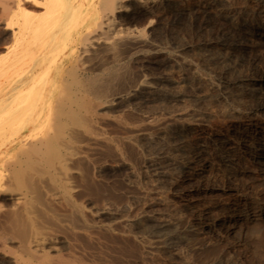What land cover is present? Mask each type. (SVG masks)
Returning a JSON list of instances; mask_svg holds the SVG:
<instances>
[{
	"label": "bare ground",
	"instance_id": "bare-ground-1",
	"mask_svg": "<svg viewBox=\"0 0 264 264\" xmlns=\"http://www.w3.org/2000/svg\"><path fill=\"white\" fill-rule=\"evenodd\" d=\"M19 1L0 0V6L6 14L5 22L4 19L1 22L4 26L1 25V27L11 30L15 39L12 48H9L7 54L0 59V67H2L0 77L6 75L5 79L8 82L6 93L1 87L2 83L0 84V96L3 94L0 99V192L4 191L8 185L4 181L6 171L10 181L19 178L24 186V189H19L10 196L9 207L4 208V205H0V255L6 264H123L118 262L117 256L118 261H116L115 254L112 255L106 249L100 235L103 230L111 231L114 224L119 222L116 220L118 218L115 216L116 221L111 223H106L108 221L106 218V224H97L95 218L104 210L99 212L88 210L79 200L80 192L84 187L92 190L94 184H99L98 180H92L90 176L92 172L87 170L90 166L85 161L86 165H84L83 160L90 155L92 157L90 151L95 147L108 146L111 142L101 131L100 125H105L109 121L121 122L106 116L104 114L106 108L117 104L124 96L142 102L151 100L149 98L152 93L145 81L137 83L133 81L134 85L128 82L125 93L117 91L118 81L120 82L124 75L121 77L122 73L118 72L116 67L119 65L123 67V60L126 57L131 59L137 53L152 46L151 35L158 32L163 21L169 17H173V21L177 18L183 19L186 12H189L187 9L199 7L204 9L211 4L212 0H185V4H183L184 0H23V3L29 2L38 10L21 8ZM251 2H254L252 15L257 18V25L264 30V0H251ZM249 9L251 10L250 7ZM160 31H163V28ZM160 31L159 34H162L163 32ZM228 37L234 38L235 42L226 44L221 41V46L207 49L202 56L204 57L202 63L218 75L219 83L216 89L221 93L241 90L242 98L238 101L241 102L245 114L239 121L238 127H230L228 130L232 134L238 133L239 148L234 150V144L227 137L217 134L214 136L205 128L186 124L189 134H184L181 130L175 133V140H173L176 149L183 156V159L177 162L178 174L172 182L175 187L196 177L202 179L208 175L213 177L224 175L230 180L235 176L237 179V175H241L248 179L251 185L264 182V129L257 116L258 111H264V91L260 88V91L248 88L245 92L246 89L243 90L242 86L246 84V79L236 74L237 65L228 63L230 52L243 51L244 55L251 58L248 62L245 61L249 69L254 70L256 66L255 71L259 70V75L264 76V38H252L247 30L237 24L229 26L227 31L222 32L221 39H228ZM223 47L229 49L228 52L213 62L212 56ZM182 48L187 46L184 45ZM245 62L243 61L242 64ZM128 66L125 71L128 70L129 73ZM121 70L124 72L123 69ZM201 81L195 77L183 78L184 86L189 88L187 91L190 90L193 94H200L204 85ZM261 81L264 82V79ZM123 83L120 82L122 85ZM185 92L172 96L180 101L184 98ZM121 120L123 124L124 119L121 118ZM142 122L141 120V124ZM142 127L145 131L144 126ZM26 134L28 135L25 137ZM14 136H17V140L21 142L18 147L15 143L16 139L11 140ZM138 139L135 141L137 142ZM116 141L119 142V140ZM132 144H130L131 147ZM136 149L138 152V147ZM217 151L222 152L218 157H216ZM113 152L114 149L111 154ZM107 153L110 154V151ZM5 166L8 169H5ZM97 167L96 169H99L100 166ZM98 191L97 193L101 194V191ZM226 194L225 199L223 195L221 196L223 200L215 204L208 201L198 204L199 206L196 205L198 212L206 219L204 222L206 229L213 230L218 223L211 214L215 207L232 210L225 220V223L231 225L230 227L240 222L249 224L264 221L262 194L260 201H253V197L241 199L230 192ZM108 215L113 216L109 213ZM135 218L130 221L135 223ZM99 221L101 223L102 218ZM162 221L166 222V220ZM162 223L150 224V229L158 233V236L166 238L168 233ZM123 233H120V237L125 235ZM128 239H126L127 244L130 246ZM124 244L126 242L120 243V246ZM107 246L113 249L111 245ZM131 249L129 252H132ZM127 251L120 253L122 255ZM119 258L122 260V257ZM146 259L147 257L143 260Z\"/></svg>",
	"mask_w": 264,
	"mask_h": 264
},
{
	"label": "rangeland",
	"instance_id": "rangeland-1",
	"mask_svg": "<svg viewBox=\"0 0 264 264\" xmlns=\"http://www.w3.org/2000/svg\"><path fill=\"white\" fill-rule=\"evenodd\" d=\"M185 2L186 1L184 0L183 4H185ZM19 3L21 8L38 10L29 2L25 3L24 1L23 3V0L22 2L20 0ZM28 3L29 5H27ZM253 4L254 2H251V0H212L211 4L204 9L203 7H199L198 9H187V11L189 12H186V16L185 18L183 16V19L179 20L177 18L175 19V21H173V17H169L168 19L163 21V23H161L160 29L156 33L157 36L155 33L151 35L152 46L147 47L143 50V52L141 51L137 53L131 59H128L126 57L123 60V67H121L120 65L116 67V69L118 68L119 70L118 72L121 71V77L124 75L120 79V82L124 83L122 85L118 81L117 91L119 90L122 93H125L126 88H128V82L131 83V85H134L137 82L145 81L147 82L149 86L148 88L152 93L150 95L151 97L149 98L151 100H149L148 102H142L138 101L137 99L131 97L129 99L127 96H124L117 104H113L106 108L107 110L104 111V114L106 116L111 117L112 119H118L121 122H115V124L113 121H109L108 123H105V125H100L101 131L111 141L110 144H112L113 146L109 144V147L107 145L95 147L94 150L92 149L90 151V154H92L93 158L90 155V157L88 156L90 159L87 158L83 160V164L85 161V163L90 166H87V168L89 167V169L87 170H91L92 173H89L92 180H98L97 183H101V185L94 184L92 190L84 187L82 189L83 191L80 192L81 197L79 195V200L80 202L82 201L83 205L85 204L84 206L88 210L92 209L91 211L94 212L104 210L100 212L101 214L99 213L97 215L98 217L96 216L95 221L97 224H106L119 220V222L114 224V227L111 231L103 230L102 232H100L102 238L101 240L103 241L106 249L112 255L115 254V258L117 256L119 261L117 258L115 260L119 263L132 264L137 262L138 264H264V221L249 224L240 222L241 225L240 223H238L237 225L230 227L231 225L225 223V220L227 219V216H229V214L232 212V210H227L223 207H219V209H221L219 210L218 207H215L213 209V213L211 214L212 217H215L218 220V223L213 228V230L206 229L204 226V222L206 221V219L198 212L199 210L196 207V205L199 206L198 204H201L203 202L209 201L210 203L215 204L219 201H222L227 197L226 193L228 192L234 194L233 196L241 199L253 197V201H260L262 199L260 197L264 196V182L255 184L253 183L251 185V183H249V180L243 178L241 175H237V179L236 176L232 177L231 180L228 176L225 177L224 175H220L217 177L208 175L205 176V178L202 177V179L196 177L189 182L183 183V185L181 186L179 185L180 187H175L172 184L174 178H176L178 174L177 162L183 159V156L176 149L174 143L175 141L173 140H175L174 136H176L177 133L181 132V130H183L182 132L184 134H189L190 131L189 128H187L186 124L190 123L192 127L205 128L207 129V132L213 133L214 136L221 135L227 137L232 142V144H234V150H237L239 148L238 133L232 134L231 131L228 130L230 127H238L240 125L239 121L243 119L245 114V110L243 109L241 102L238 101V99L242 98V95L240 93L241 90L236 89L233 90V92L225 94L216 89V85L217 83H219L218 75L213 70H210L207 66L203 65L202 59L204 57L202 56H204L207 49L217 48L216 46L219 45L221 46V41L226 44L234 43V38L230 39L228 37V39H221L222 32L227 31L229 26L234 24L240 25L245 30H247L252 38H264V30H262V28L257 25V18L252 15L254 10ZM249 5H251L252 7ZM249 7L251 8V10L249 9ZM190 11H192L193 13ZM4 18H6V14H4V11L0 6V59H2L1 57H4L7 54L9 48H12L15 40L12 36L11 30H6L4 27H1V25L4 26V23H1L3 22L2 20ZM230 22L232 23L230 24ZM174 23L179 24L175 25ZM168 26H170L173 31ZM162 28L163 31H160L162 30ZM159 31L163 32V36L165 35L164 38L161 33L160 34L162 38L160 37ZM230 40L233 41L230 42ZM6 41L7 44H5ZM181 45H186L187 48H182ZM158 48L160 49V51ZM224 48L225 47L219 48V50L215 52V54L213 55L214 57L212 56L213 62L215 61V59L217 61V58H219L220 56H225V53H227L229 49L227 50L226 48ZM136 56L137 59H135ZM229 56L230 59L228 60V63L234 66L237 65L236 74L246 79V84L242 86V89H246L245 92L248 91V88H253L257 91H260L261 89V91H264V82H260L261 79H264V76L259 75V70H256L257 72L255 71L256 66H254V70H251L252 68L249 69L248 63L245 62H248V59L251 58H249L248 55H244L243 51L238 52V50L234 53L230 52ZM177 59L179 60V62ZM243 61L245 62L244 64H242ZM176 64L178 65L176 66ZM127 66L130 71L129 73L127 72L128 70L125 71L127 69ZM120 68L123 69L125 73ZM209 74L210 76L208 77ZM5 76L6 75H4V77H0V84L2 83L1 87L6 93L8 92L6 86L8 85V82H6ZM186 77H195L200 81L203 80L201 82H204V85L203 89L200 90L201 92H199L200 94H193L192 92H190V90L187 91V89L189 88L185 87L183 83V78ZM179 92H185L186 94H184V98L182 99L183 101H177L172 96L173 94H177ZM215 93L216 95H214ZM231 94H233L234 97ZM2 97L3 94L0 96V99H2ZM239 103L241 106L239 105ZM115 115H117V117H119L120 119L116 118ZM257 116L259 121L262 123V129H264V111H258ZM198 117L201 118L198 119ZM121 118L124 119L123 124ZM202 119L207 122H204ZM141 120L143 121V125L141 124ZM220 122L222 125L220 124ZM222 122H224V124ZM142 126H144L145 131L142 130ZM122 127L125 128L122 129ZM127 127L131 128L129 129L130 131ZM218 127L219 129H217ZM110 131L111 133H109ZM125 131L127 132L126 134ZM136 131H139V133H137ZM117 134L118 136H116ZM227 134L229 137L227 136ZM234 134L236 137L234 136ZM27 135L28 134H26L25 137ZM136 135L138 136L136 137ZM136 138H139L137 141L138 144L135 141L137 140ZM171 138L172 140H170ZM13 139H16V146H20L21 142L17 140V136H14L11 140ZM116 140H119V142ZM120 140L123 142H121ZM116 142H118L119 144ZM128 142L130 144L133 143V146L131 147ZM114 146L119 147L116 148ZM137 147L139 150L138 152H136ZM125 148L127 152H125ZM113 149L116 153L113 152L114 154H111ZM217 149H219V147ZM101 150L103 153L101 152ZM104 150L106 151L104 152ZM99 151L101 153H99ZM109 151L110 154L107 153ZM175 152H177L178 154ZM118 153L120 154L118 155ZM220 154H222V152L217 151L216 157H218ZM90 161L93 163H91ZM97 166H100L99 169H96ZM6 168L7 167L5 166V169ZM12 171L14 172V168L12 169ZM5 173L7 175L5 176L4 181L8 183V185L5 187L4 191L0 192V205H4V208L11 205L10 196L13 193H15L19 189H24V186L21 184L19 178L10 181L8 171H6ZM168 180L170 181V184ZM171 186H173V188ZM233 186L235 189L233 188ZM95 187L96 189H94ZM97 188H99L100 190L98 191ZM102 188H104V191H102ZM201 188L203 191L201 190ZM97 191H101V194L103 195L97 193ZM98 194H100L101 196ZM221 196H223L224 198L222 197V199ZM159 199H161V201H159ZM103 204L105 205V208ZM98 207L100 208V210ZM106 208H108V210ZM108 213L113 215L114 217L108 215ZM115 216L118 219H116ZM100 218H102L103 220L101 221V223H99ZM106 218L108 219L107 222ZM134 218L136 219V222L132 223L130 220ZM162 220H166V222ZM141 223L143 224V226ZM144 223L147 226H145ZM154 223L164 224L165 230L168 233V236L166 238L161 235L158 236V233L150 229V224ZM122 230L124 233L121 232ZM151 232H154L155 234ZM120 233H123L125 235L121 236V238ZM174 234H176V236ZM171 235L172 237H170ZM127 237H129V239ZM126 239H128V243H131L130 246H128ZM163 239L165 242L161 241ZM119 242L121 244L126 242V244L120 246ZM107 245H111V248H113L114 250L117 249L116 252L113 249L111 250L110 246ZM122 246L125 247L123 248ZM133 246L136 247L133 248ZM130 247L133 248V250ZM130 249L132 250V252H129ZM126 250H128V253L124 252V255H121V253ZM145 254H147L148 256ZM118 256L122 257V260H120ZM126 256L128 257V259ZM144 257H147V259L143 260L145 259ZM147 260L149 261V263H146L148 262ZM142 261L145 262L142 263ZM0 262V264H6L3 261L1 255Z\"/></svg>",
	"mask_w": 264,
	"mask_h": 264
}]
</instances>
